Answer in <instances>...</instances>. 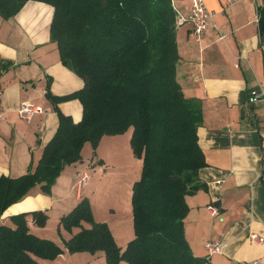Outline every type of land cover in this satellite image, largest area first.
<instances>
[{"label": "trees", "instance_id": "16d2710c", "mask_svg": "<svg viewBox=\"0 0 264 264\" xmlns=\"http://www.w3.org/2000/svg\"><path fill=\"white\" fill-rule=\"evenodd\" d=\"M26 1L0 0V16H13ZM37 1L53 7L50 40L56 42L61 63L83 86L57 96L46 84L45 96L58 116L56 131L33 168L18 177L0 175V220L34 186L49 194L65 164L81 159L86 142L94 150L103 135L131 128L133 155L142 160L131 192L134 237L122 250L108 224L94 220L88 198L82 197L60 218L66 230L79 228L64 247L70 253L102 251L106 264H216L195 255L184 232L185 196L205 188L197 172L206 162L197 135L200 101L184 96L176 77L177 22L171 0ZM70 99L82 106L77 122L58 108ZM27 215L37 225L46 219L45 211L32 210L10 215L12 226L0 222V264H39L35 257L63 252L52 240L30 232Z\"/></svg>", "mask_w": 264, "mask_h": 264}, {"label": "crops", "instance_id": "0c3cea01", "mask_svg": "<svg viewBox=\"0 0 264 264\" xmlns=\"http://www.w3.org/2000/svg\"><path fill=\"white\" fill-rule=\"evenodd\" d=\"M171 2L183 14L188 12L190 0ZM204 2L213 12L219 32L226 35L223 39L211 25L200 41L191 34V23L176 28V77L184 96L200 101L202 123L197 135L206 162L197 172L205 188L185 196V237L195 255L208 257L213 263L250 264L257 259L264 264V97L250 100L253 91H264V0ZM52 13L51 5L28 0L13 16H0V65L5 66L0 72V175L18 177L33 168L55 133L58 116L45 96L46 84L57 96L83 86V80L61 63L56 42L50 40ZM23 101L40 106L42 111L29 119L19 117L17 108ZM58 108L74 122L81 118L78 99L61 101ZM128 130L127 140L131 128ZM119 135L106 134L101 139ZM77 162L60 173L50 195L34 186L4 211L0 222L12 226L10 215L32 210H43L46 215L55 211L60 218L67 214L82 198V188L88 182L78 185L86 164L82 159ZM210 204L218 209L216 216L208 212ZM130 214H126L128 220ZM99 218L94 216L95 221L106 222L111 233L116 231L109 217ZM26 219L30 232L62 248L60 257L70 253L52 236L38 233L30 215ZM83 226L90 225L83 222ZM78 230L67 231L66 239ZM252 234L257 235L256 241L250 239ZM209 240L221 243L220 253H208L204 244ZM90 257L105 259L102 251L90 253ZM35 259L49 264L45 258Z\"/></svg>", "mask_w": 264, "mask_h": 264}, {"label": "rangeland", "instance_id": "374dc122", "mask_svg": "<svg viewBox=\"0 0 264 264\" xmlns=\"http://www.w3.org/2000/svg\"><path fill=\"white\" fill-rule=\"evenodd\" d=\"M129 135L130 130H127L116 138L103 137L94 150L90 143L84 144L81 149V159L86 164L88 174V182L82 188V197L88 198L93 217H109L112 228L116 229L112 235L115 241L124 248L127 241L134 235L131 192L133 183L141 176L142 168L141 158H136L131 152L132 149L130 150L131 146L127 140ZM77 163L76 161V163L65 164L62 171L67 172ZM51 190L46 195H50ZM128 212H131L130 220L126 215ZM59 220L60 217L55 211H47L45 222L35 226L38 227L36 229L38 233L43 236H52L59 245L63 246L67 241L68 230L59 224ZM64 255L65 257H60L58 254L54 258L45 259L49 261V264H54L57 258L59 260L56 264H106L104 258L91 260L88 251L65 252ZM88 260L91 262L88 263ZM120 261L129 264L126 260Z\"/></svg>", "mask_w": 264, "mask_h": 264}, {"label": "built area", "instance_id": "2783aa9c", "mask_svg": "<svg viewBox=\"0 0 264 264\" xmlns=\"http://www.w3.org/2000/svg\"><path fill=\"white\" fill-rule=\"evenodd\" d=\"M226 1L230 2L232 0H226ZM173 8L175 9V7ZM175 11H176L177 26L182 25L185 22L191 23V34L194 36L196 41H200L205 29L210 25L215 30L216 35L219 39H223L226 36L225 34L219 32L216 23L212 20L213 12L208 10L204 0H190L189 10L186 14H183L177 9H175ZM2 92H3L2 87H0V96L2 95ZM263 97H264V91H253L250 100L253 101ZM40 111H42V108L40 106H34L27 101H23L17 108L18 116L23 119H29L33 113ZM87 180H88V174L86 170L80 172L78 178V185L85 184ZM207 209L208 212L213 216H216L218 214V209L214 205L211 204L208 205ZM250 239L256 241L258 237L256 234H252L250 235ZM204 246L209 254L220 253L222 248L221 243L217 240L206 241ZM250 264H262V263L260 260L256 259L253 260Z\"/></svg>", "mask_w": 264, "mask_h": 264}]
</instances>
